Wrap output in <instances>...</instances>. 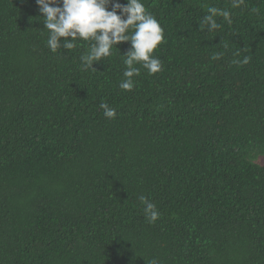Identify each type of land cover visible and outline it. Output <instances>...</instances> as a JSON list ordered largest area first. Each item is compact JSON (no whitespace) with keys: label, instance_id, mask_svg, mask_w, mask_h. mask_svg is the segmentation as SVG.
Instances as JSON below:
<instances>
[{"label":"trees","instance_id":"1","mask_svg":"<svg viewBox=\"0 0 264 264\" xmlns=\"http://www.w3.org/2000/svg\"><path fill=\"white\" fill-rule=\"evenodd\" d=\"M141 2L161 70L126 91L130 42L82 70L88 42L53 53L36 0H0V264H264V0Z\"/></svg>","mask_w":264,"mask_h":264},{"label":"clouds","instance_id":"2","mask_svg":"<svg viewBox=\"0 0 264 264\" xmlns=\"http://www.w3.org/2000/svg\"><path fill=\"white\" fill-rule=\"evenodd\" d=\"M244 0H230L231 8H238ZM39 17L43 18V29L48 30L47 46L56 53L58 49H74L78 41L89 43L85 54L81 55L82 70L95 69L94 64L112 54V49L121 42H130V49L122 55L126 70L119 87L130 91L134 87L133 77L140 74L137 64H141L149 74L161 70V62L153 53L163 41L164 34L157 19L145 8L141 0H36ZM217 17L232 23L231 13L215 6L207 8V14L200 21V27L213 32L221 27ZM63 38V40H61ZM238 55V53H237ZM218 58V56L213 57ZM249 57L234 60L236 64H247ZM106 119L116 116V110L107 103H101ZM144 214L149 223H154L159 212L156 205L141 195ZM151 264H158L153 259Z\"/></svg>","mask_w":264,"mask_h":264}]
</instances>
